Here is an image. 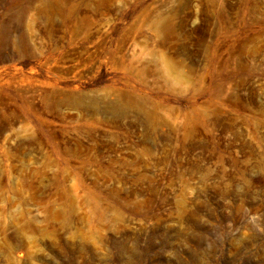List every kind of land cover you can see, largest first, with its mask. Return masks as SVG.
Here are the masks:
<instances>
[{
  "label": "rangeland",
  "instance_id": "374dc122",
  "mask_svg": "<svg viewBox=\"0 0 264 264\" xmlns=\"http://www.w3.org/2000/svg\"><path fill=\"white\" fill-rule=\"evenodd\" d=\"M0 264H264V0H0Z\"/></svg>",
  "mask_w": 264,
  "mask_h": 264
}]
</instances>
